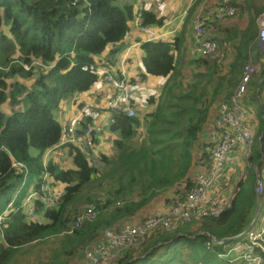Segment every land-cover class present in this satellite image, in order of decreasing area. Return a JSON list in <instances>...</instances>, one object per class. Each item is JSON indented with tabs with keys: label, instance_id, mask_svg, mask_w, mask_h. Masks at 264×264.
<instances>
[{
	"label": "trees",
	"instance_id": "1",
	"mask_svg": "<svg viewBox=\"0 0 264 264\" xmlns=\"http://www.w3.org/2000/svg\"><path fill=\"white\" fill-rule=\"evenodd\" d=\"M119 1L0 0V105L9 106L8 111L0 106V214L13 200L0 234V264H8L20 252L44 254L45 246L50 254H44L47 260L41 264H67L72 257H82L79 254L89 243L102 241L105 228L151 215L147 206L160 193L183 194L193 169L208 160L204 143L210 136L209 109L217 108L233 92L243 66L252 58V49L260 71L251 79L243 104L249 113L250 109L255 112V137L260 146L264 144V58L256 41V19L264 12V3L256 0H230L236 7L235 17H231L234 23L225 24L226 36L221 39L231 42L235 51L229 61L225 53L222 58L190 56L183 34L172 41L140 44L142 78L159 76L165 82L156 95L147 98L146 103L153 104L150 112L138 114L135 107L134 117L113 115L108 128L117 135L113 154L100 153L95 161L90 151L73 143L61 144L67 127L56 115L60 102H75L99 80L98 67L114 61L121 46L112 44H120L128 34L136 10L141 12L143 26L163 21L138 6L141 0ZM201 1L192 0L191 14ZM210 32L216 35L214 28ZM189 38L191 45L194 36ZM109 45L113 47L104 59L101 55ZM184 53L186 65L196 68L185 84ZM251 120L252 116L249 123L254 129ZM94 123L85 114L79 130ZM139 133L140 138L135 139ZM57 147L68 148L71 167L62 168L51 157L43 162L46 152ZM30 148L36 152L32 154ZM196 153L200 157L194 160ZM258 157L257 152L251 155L247 164ZM242 158L246 159L244 154ZM103 166L105 169L100 168ZM243 177L234 185L229 207L218 217L192 219L173 229L174 234L157 228L111 264H213L219 259L217 253L226 252L237 241L212 244L211 251L205 245L209 237L235 236L253 218L255 191L244 187ZM48 178L61 184L63 192L52 208L34 199L35 213L43 216L38 224L29 219L22 204L30 189L40 192ZM92 205L97 210L94 219L68 233L75 219ZM136 255L141 257L132 260Z\"/></svg>",
	"mask_w": 264,
	"mask_h": 264
},
{
	"label": "built area",
	"instance_id": "2",
	"mask_svg": "<svg viewBox=\"0 0 264 264\" xmlns=\"http://www.w3.org/2000/svg\"><path fill=\"white\" fill-rule=\"evenodd\" d=\"M235 8L230 4V0H202L199 3L198 11L191 19L194 42H191L189 48L190 56L205 57L213 54L215 57L222 58L223 49L206 38L205 35L208 28L212 27V21H224L233 17ZM138 10H136L131 23L146 34L144 42L162 41L167 32L154 26H143L140 22L141 12ZM186 16L187 13L184 11L178 16V19L183 21ZM256 41L260 51H264V13L257 19ZM252 63V60L249 59L243 66L233 92L218 104L213 124L208 133L210 136L204 143L206 145L204 149L209 155L208 160L201 162L199 169L192 175L188 189L181 195L169 194L164 208L156 210L143 219H131L119 225L105 228L102 233V241L89 243L82 251V258L69 264H111L124 250L141 245L149 233L157 228L173 230L192 219L218 217L229 207L234 190H229L228 187L222 189V185L229 179L227 166L235 164L232 160L229 162L230 153L239 150L237 155L244 154L246 167L242 171V176L248 166L247 160L251 156L253 131L250 130L249 111L244 107L243 102L248 93L249 83L257 73V68ZM36 64L39 63L36 62ZM100 72L102 85L110 89V92L99 94L103 101L99 108H103L110 118L87 125L83 131H80L78 121L82 116L85 114L92 116L97 113L91 108L92 105H83L78 108L79 114L74 120H70V124L67 126V135L61 144L73 143L89 151L94 146V139L113 123L114 114H124L127 117L137 115L136 106H134V93L139 88L138 84L130 81L123 73L113 75L107 70H100ZM90 109L93 110V113H88ZM92 118L94 117L92 116ZM51 151H47L43 156L44 163L47 161V154ZM200 152H203L202 147ZM258 154L260 160L254 168V191L260 199V212L250 229L236 243L230 246L226 252L217 253L218 258L228 264H264V206L262 202L264 199V160H262V156L264 154L261 150ZM61 194L62 192L53 187L49 178L40 186V192L30 190L22 204L29 219L38 224L43 221L42 214L35 213L33 205L35 198H38L45 208H52L57 204ZM12 203L13 200L0 214V234ZM96 214L95 206L86 208L75 219L68 233H71L74 228L80 227L84 221L94 219ZM221 243H223L222 240L217 241L210 236L205 245L213 251L212 244Z\"/></svg>",
	"mask_w": 264,
	"mask_h": 264
},
{
	"label": "crops",
	"instance_id": "3",
	"mask_svg": "<svg viewBox=\"0 0 264 264\" xmlns=\"http://www.w3.org/2000/svg\"><path fill=\"white\" fill-rule=\"evenodd\" d=\"M146 2H147V0H146ZM257 2H258V4H263L264 0H256V3ZM153 4H154L153 0H149L148 6L145 3V0H141L140 4L138 6L144 7L145 9H148V10H151L154 12V10L152 8ZM191 4H192V0H186L184 2L182 1V3H179L177 5L178 7L177 8L175 7V9H173L170 12V14H168V15H165L163 12H161V14L157 15L154 12L158 17H163V19H164L160 25L156 26L157 28L167 32L166 37L163 40L172 41L173 37L180 36L183 34L184 35V41H185L184 47L190 46V38L189 37H190V35H192V25L190 24V22L186 21L187 18L184 19L183 21H180L178 19V16H180V14L184 11H186V13H188L190 11L189 12L190 15H188L189 21H190L191 12H192L191 11ZM193 12H194V10H193ZM262 13H264V12H262ZM258 17H257V19H258ZM232 22H233L232 18L226 19L224 21L214 22V26H212L211 28H208L210 30H207V32H206V38H209L211 41L215 42L219 48L223 49L225 55H229V48H228L226 43L220 42L218 37L220 34V30L222 28H224L225 24H232ZM130 27H132V30L130 32H128V34L125 36V38L123 40L128 38L131 41V43L128 45L127 48H123L122 52L119 55H117L116 60L118 62L120 69H116L115 72L112 74L116 75V74H120V73H123V74L126 73L125 75L128 77V79L130 81H133L134 83L138 84L139 88L134 93V106H136L138 109V107L144 108V105L147 104L146 103L147 97L146 98L144 97L145 93L149 94V96L156 95L161 90L162 85L165 82V78L164 77H155V76H151V75H145L142 78L144 68H143L142 62H141L143 52L140 49V44L146 40V34L142 30L132 26L131 23H130ZM213 28H214V32L216 33V35L211 36L213 34L210 31H212ZM187 34H189V37H186ZM257 47L259 48L258 45H257ZM107 53H108V51L103 52L101 57H103L105 59V56ZM262 53L264 54V51ZM184 58H185V65L183 68L185 71H183V72H186V75L183 79V83L185 84V83L190 82V80L194 74V71H196V68L193 67L192 64L186 65L187 63H186L185 53H184ZM187 58L189 59L188 56H187ZM194 68H195V70H194ZM100 70H107V69L100 68ZM107 71L110 72L109 70H107ZM142 83H144V84H142ZM94 85H96V83ZM103 87H104L103 92H101V91L100 92H92L91 91L92 88H91L89 90V92L86 93L89 95H94V99H92V102L89 105H92L91 108L95 112H97V113H94L92 115L94 117L93 119H94L95 123L99 122L100 120L104 121V120H107V118H110V115H108L103 108L102 109L99 108L103 104V101L99 97V94L100 93L106 94L107 92H110V89H108L106 86H103ZM82 94H84V93H82ZM80 95L77 98H79ZM81 99H87V97L84 95V97H82ZM75 103H77L76 99H75V102L74 101L65 102L64 105H61V109H65L64 118H59L62 124L65 123V125H66L67 122L70 121L74 117V115L76 114V109H75V105H74ZM152 108H153V104H149V109H147L145 113L150 112L152 110ZM216 109L217 108H214V109L210 108L209 109V112L212 115V122H211V125L209 126V128H211V126L213 124V120H214L213 114L216 113ZM67 126H68V124H67ZM109 127L104 129L105 132L102 131V133L104 132V134L108 135V136H106L108 138L104 137L103 139L107 140L109 138H112V141H113L117 137V135L113 132L110 133L111 131L108 130ZM102 133L99 134L97 136V138H100L102 136ZM253 135H254V133H253ZM100 141L103 142V140H100ZM199 156L200 155L198 153H196L194 160H197L199 158ZM235 158H236L235 164L227 166L230 174L234 173L238 169L239 158H238V156H236ZM196 168H198V167L196 166ZM197 170L198 169H193V174ZM52 185L59 192H63V186L61 184L52 183ZM30 190H32V189H30ZM168 195H169L168 192H162L159 194V196L157 198H154V200H163L164 202L161 203L154 210H152V213L155 212L156 210L162 209L166 206ZM151 204H149L147 207H149ZM139 212H140V214H142L141 210ZM133 258H135V257H133ZM133 258H132V260H133Z\"/></svg>",
	"mask_w": 264,
	"mask_h": 264
},
{
	"label": "rangeland",
	"instance_id": "4",
	"mask_svg": "<svg viewBox=\"0 0 264 264\" xmlns=\"http://www.w3.org/2000/svg\"><path fill=\"white\" fill-rule=\"evenodd\" d=\"M153 1H154V4H153V7L152 8H153L154 12L157 15L161 14V12H163L165 15H168V14H170V12L173 9H175V7L176 8L178 7L177 5L179 3H182V1L184 2L186 0H153ZM119 3L121 4L122 3V0H120L118 2V4ZM145 3L148 6L149 5V0H147V2L145 0ZM197 11H198V6L195 7L194 12L191 14V19L197 13ZM234 17H235V15H234ZM237 17H238V15H236V18ZM191 19H190V22H191ZM214 22L215 21H212L211 22V26H214ZM233 23H234V20H233ZM131 30H132V27L129 28V32ZM224 36H226V33L224 31V28H222L220 30V34H219L218 39H219L220 42H225L227 44V46L229 48V55H228V61H229L232 58V56L234 55L235 51L231 47V42H227V41H222L221 40L222 37H224ZM130 43H131V41L128 38H126L120 44H117V43L116 44H112V45H115V47H117V46L119 47V45H120L121 48H120V51L115 55V59H114V61L112 63H110L108 61L106 62L107 63V66L109 68V71L111 73H114L116 69H120V67L118 65V62L116 60L117 55H119L122 52L123 48H127ZM112 45H109L105 49V51H109V49L113 47ZM255 54H256L255 49H252L251 50V55H252L253 60L256 62V63L253 62L252 64L257 68V73H258L259 70H260L259 69L260 68V65H259L258 60L256 59V55ZM261 57L264 58V54L261 55ZM263 60L264 59H262V61ZM100 75H101V73L99 72V76ZM155 77H159V76H155ZM15 78L18 79L19 81H22V82L26 83L27 85L29 84V81L28 80H24V79L19 78V77H15ZM142 84H144V83H142ZM91 91L92 92H100V91L103 92L104 91V87L102 85V82H101L100 78L96 82V85H94L92 87ZM248 92H250V88L248 89ZM84 95L87 97V99H81L82 97H84ZM148 96H149V94L145 93L144 97L146 98ZM262 96L264 97V91H263V95ZM92 99H94V95H89V94H86V93L81 94L80 97L76 99V102L77 103L74 104L75 105V109H76V114L72 118L73 120L79 114V109H78L79 108L78 107L79 103H83L84 105H89V104H91ZM146 101H148V100L146 99ZM61 105H64V102H60V107H61ZM0 106L1 107H4V110L5 111H8V109H9V106H8L7 103H3ZM147 109H149V104L148 103L146 105H144V108L138 107V114H142V113L146 112ZM88 113H93V110L90 109L88 111ZM250 113H249L248 119H250L251 116H252L251 124L252 123L255 124L254 129H253V127H250V130L253 131V133H254V135L252 133V141H251V149H250L251 155L253 156V155H255L256 152L258 154V152H260V150L262 151V149L264 151V144H263V146L261 145L262 146V149H261L259 140H258L257 137H255V135H256V124H257V120L255 119V112L250 109ZM64 114H65V109H61L60 108L56 112V115L59 118H64ZM69 122L70 121H68L67 124H70ZM67 124L65 125V123H64V126H67ZM104 132L102 133V136L97 139V142L94 144V146L92 147V149H90V152L92 154L91 155V158L94 159L95 161H97L99 159V154L100 153L105 154V155H110V154H113L115 152V148L113 146V143H111V142H113L112 141V138H109L107 140H104L103 139L104 137L108 136L107 134H104ZM110 133H112V132H110ZM106 138H108V137H106ZM139 138H140V133L135 136V139H139ZM100 140H103V142L100 141ZM30 152L32 154H34L36 151H35V149L30 148ZM67 152H68V148L67 147H58L55 150H52L49 154H47V158L51 157L62 168H69V167L72 166V164H71V159L68 156ZM238 152H239V150L231 151L229 162L231 160L232 161H236V158L235 157L238 156L239 160L238 159L237 160H238V166H239V169H238L239 176H238L237 173H234L233 176L228 181H226V183H224L222 185V189L226 188L227 185H228V189L229 190H232L234 188V185L238 181H241L240 178L242 176L243 169H245V167H246V160L243 159L240 154L237 155ZM259 160H260V156L255 160V163L249 162V164L247 166V170H246V172H244V177H243L244 181H243V184H244V187L246 189L254 190V185H255V172H254V168H255V166H256V164H257V162ZM262 160H264V156H262ZM243 162H244V164H243ZM97 165H99V164H97ZM100 168L101 169H105V166L100 167ZM163 202H164L163 200H154L153 199L151 201L152 204L150 203L151 205L149 207H147V211L146 212H151L152 210H154L156 207H158ZM262 202H263V206H264V199L262 200ZM169 233L174 234L175 233V230H170ZM43 249H44V254H46L49 251V246H45ZM44 254H41V251H37V250H33V251H30V252H20V253L16 254L14 256V258L9 261L8 264H41L42 262H44V261L47 260V257H45ZM49 254L50 253H48V255ZM79 255L81 256L82 255V252ZM139 257H141V256L140 255H136L135 258H133V260H135V259H137ZM81 258L82 257H72L71 259H69V261H68L67 264L72 263L75 260L81 259ZM213 264H226V263H225L224 260L218 259V260H215Z\"/></svg>",
	"mask_w": 264,
	"mask_h": 264
},
{
	"label": "water",
	"instance_id": "5",
	"mask_svg": "<svg viewBox=\"0 0 264 264\" xmlns=\"http://www.w3.org/2000/svg\"><path fill=\"white\" fill-rule=\"evenodd\" d=\"M255 202H256V205H255V209H254V215H253V218H252L251 222L249 223V225L241 233H239L235 236L223 239L222 240L223 243H228V242L240 239L250 229L251 225L253 224V222L255 221V219L257 218V216L260 212V199H259L257 194H255Z\"/></svg>",
	"mask_w": 264,
	"mask_h": 264
},
{
	"label": "clouds",
	"instance_id": "6",
	"mask_svg": "<svg viewBox=\"0 0 264 264\" xmlns=\"http://www.w3.org/2000/svg\"><path fill=\"white\" fill-rule=\"evenodd\" d=\"M187 18V16L185 17V19ZM132 25V24H131ZM133 26V25H132ZM157 25H155L154 27H156ZM205 37H206V35H205ZM162 41H166V40H162ZM261 53L263 52V51H260ZM251 60H252V58H251ZM253 62V61H252ZM254 63H256V62H254ZM100 68H105V69H107V70H109V68H108V66H107V64H106V67H102V66H100V67H98V69H97V71H98V75H99V72H100ZM260 69V68H259ZM260 71V70H259ZM101 73V72H100ZM110 73V72H109ZM112 74V73H111ZM113 75H115V74H113ZM256 75V74H255ZM99 78H101V75L99 76ZM248 89H249V87H248ZM150 96H148L147 98H149ZM146 98V99H147ZM80 121V120H79ZM78 121V122H79ZM112 124V123H111ZM88 125H90V124H88ZM78 128H79V124H78ZM84 129V128H83ZM83 131V130H82ZM104 131V130H103ZM92 149V148H91ZM89 151H90V149H89ZM217 241H220V240H217ZM235 241H237V240H235ZM223 244V243H222Z\"/></svg>",
	"mask_w": 264,
	"mask_h": 264
}]
</instances>
